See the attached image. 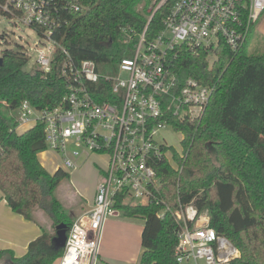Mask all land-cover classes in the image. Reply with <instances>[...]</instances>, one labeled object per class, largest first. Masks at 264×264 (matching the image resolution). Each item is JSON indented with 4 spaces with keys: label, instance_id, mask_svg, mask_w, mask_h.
<instances>
[{
    "label": "trees",
    "instance_id": "16d2710c",
    "mask_svg": "<svg viewBox=\"0 0 264 264\" xmlns=\"http://www.w3.org/2000/svg\"><path fill=\"white\" fill-rule=\"evenodd\" d=\"M4 2L0 0V15L11 20L12 14L2 9ZM82 2L87 6L84 12L58 11L62 24L56 38L77 63L92 60L99 72L107 68L116 72L122 59L133 57L152 1ZM166 13L164 8L154 15L147 39L161 30ZM248 47V41L238 53L221 47L212 66L205 52L195 57L182 51L173 61L180 81L194 78L215 86V91L198 119L174 124L184 135L187 155L181 174L167 163L156 167L164 182L162 196L173 211L179 198L184 203L193 201L200 211L209 212L216 233L238 248L240 258L230 264H264V53L255 46L249 52ZM0 58L2 198L28 221L35 222V211L42 210L55 227L54 233L44 230L22 257L1 251L0 264H54L64 253L54 245L56 227L64 223L69 232L74 222L55 195L70 173L45 169L39 159L47 150L44 127L19 134L13 112L25 100L37 109L59 106L67 93L66 84L58 69L47 75L38 68L26 71L30 59L24 46L4 49ZM117 207L123 216L145 221L140 264H179L177 225L171 213L159 218L162 205Z\"/></svg>",
    "mask_w": 264,
    "mask_h": 264
},
{
    "label": "built area",
    "instance_id": "2783aa9c",
    "mask_svg": "<svg viewBox=\"0 0 264 264\" xmlns=\"http://www.w3.org/2000/svg\"><path fill=\"white\" fill-rule=\"evenodd\" d=\"M151 1V15L134 55L122 59L116 72L110 68L99 72L92 60L77 63L56 38L62 24L58 11L84 12L87 6L82 0H5L2 6L16 26L29 27L41 37L35 49L37 68L46 75L58 69L67 88L61 104L52 109H37L23 101L18 116H13L16 131L44 127L46 151L59 155L64 165L55 171L77 170L82 156L97 154L105 160L94 205L73 222L60 264L81 235L88 251L77 257L78 264L100 263L104 226L121 215L117 204L162 205L159 218L171 213L177 225L179 264H230L240 258L238 248L211 227L208 211L180 198L177 209H171L162 196L164 182L156 167L167 163L181 174L187 155L171 156L163 133L174 129L176 121L198 119L215 91V86L194 78L180 81L173 61L182 51L195 57L205 52L212 66L221 47L238 53L264 13V0ZM164 8L161 30L147 39L149 24Z\"/></svg>",
    "mask_w": 264,
    "mask_h": 264
},
{
    "label": "crops",
    "instance_id": "0c3cea01",
    "mask_svg": "<svg viewBox=\"0 0 264 264\" xmlns=\"http://www.w3.org/2000/svg\"><path fill=\"white\" fill-rule=\"evenodd\" d=\"M259 22V26L263 28L264 13L256 24ZM27 130L29 128H22L21 132ZM44 153L39 154V159L46 170L54 173L55 170L50 171L43 161L42 154L44 156ZM103 163L104 166L95 171V179L91 187L83 195L79 194L80 197L77 196L80 199V205L75 214L77 218L89 212L94 205L97 188L102 182V174L106 166L104 159ZM72 174L76 175L77 172ZM1 197L0 195V252L8 250L15 257H22L27 252L29 244L42 235L46 228L36 215V221L33 222L14 213L7 201L2 200ZM144 225V219L125 217L122 214L119 217L109 219L104 226L99 264H140L143 253L142 232ZM54 264H60V259Z\"/></svg>",
    "mask_w": 264,
    "mask_h": 264
},
{
    "label": "rangeland",
    "instance_id": "374dc122",
    "mask_svg": "<svg viewBox=\"0 0 264 264\" xmlns=\"http://www.w3.org/2000/svg\"><path fill=\"white\" fill-rule=\"evenodd\" d=\"M13 22L14 21H10L5 16L0 15V54L7 48H16L17 45L24 46L26 50L29 51L28 56L30 59L25 69L28 72H32L37 68L36 45H39L42 39L33 29L21 25L16 26ZM259 25L260 22L255 25L251 32L250 39L248 40L249 52H252L254 46L258 45L255 47H258L261 53H264V27L261 28ZM13 116H18L17 110L13 112ZM163 134L167 144L171 147L169 149V154L171 156L176 153L181 154L184 149L182 145L183 133L167 128ZM42 159L50 171H54L57 167L64 166L60 156L50 150L45 151L44 156L42 154ZM101 166H104V163L99 155L93 154L88 158L82 156L78 161L77 170H68V172H70L69 179L62 182L57 188L55 195L62 203L67 214L73 217V221L77 219L75 214L80 205V199L78 197L83 195L91 187L95 179V171H98ZM75 172H77V174L73 175L72 173ZM42 212V210L37 209L35 215L43 222L48 232L54 233L55 227L53 226V221L47 214ZM38 214L40 215L38 216Z\"/></svg>",
    "mask_w": 264,
    "mask_h": 264
},
{
    "label": "clouds",
    "instance_id": "9594fccd",
    "mask_svg": "<svg viewBox=\"0 0 264 264\" xmlns=\"http://www.w3.org/2000/svg\"><path fill=\"white\" fill-rule=\"evenodd\" d=\"M87 251L88 246L84 237L82 235L76 236L72 245L67 249L64 256V264H78L77 257L85 255Z\"/></svg>",
    "mask_w": 264,
    "mask_h": 264
},
{
    "label": "water",
    "instance_id": "95a60500",
    "mask_svg": "<svg viewBox=\"0 0 264 264\" xmlns=\"http://www.w3.org/2000/svg\"><path fill=\"white\" fill-rule=\"evenodd\" d=\"M2 62V58H0V63ZM67 226L62 223L56 227V237L54 238V245L57 250L65 249L67 243Z\"/></svg>",
    "mask_w": 264,
    "mask_h": 264
}]
</instances>
